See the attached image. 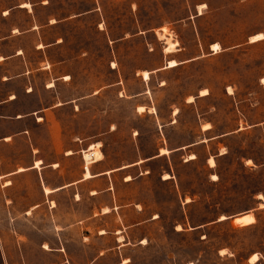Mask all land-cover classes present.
<instances>
[{"label": "rangeland", "instance_id": "374dc122", "mask_svg": "<svg viewBox=\"0 0 264 264\" xmlns=\"http://www.w3.org/2000/svg\"><path fill=\"white\" fill-rule=\"evenodd\" d=\"M259 34L264 0H0V173L38 150L81 179L97 144L101 169L127 167L80 184L77 205L64 197L63 227L78 229L63 237L69 262L264 258ZM246 214L255 222L237 224Z\"/></svg>", "mask_w": 264, "mask_h": 264}, {"label": "crops", "instance_id": "0c3cea01", "mask_svg": "<svg viewBox=\"0 0 264 264\" xmlns=\"http://www.w3.org/2000/svg\"><path fill=\"white\" fill-rule=\"evenodd\" d=\"M20 53L21 51L18 54ZM177 64L178 65L175 67L180 66V62H177ZM203 93L207 95V91ZM12 98L14 99V96ZM18 118L22 119V116L18 115ZM11 138L12 136L6 137L5 141L9 142ZM99 146L100 144L96 146L93 145L88 152H95L98 150L102 154V158L100 161L97 160L93 162L88 167L85 162L81 179L76 173L74 179L66 180L62 160L46 163L45 159L38 156V150H33L35 156L33 162L12 170H1L0 256L2 261L0 264H34L31 257L32 253L40 254L43 258H46L47 255L54 257L56 261L50 262L49 264H72L68 260V244L64 243L63 237L67 235L71 238L73 236L78 237V229L73 230V228L68 229L63 227L64 197L67 198L70 196L71 206L73 199L75 205H77L80 184L89 180L102 179L111 173L127 169V167L115 170L101 169L100 164L104 159V155L98 149ZM182 149L183 148H178L170 150L169 152L170 154L177 153L182 151ZM161 152L162 154L166 153L165 150ZM72 155L73 153L71 151L67 152V157ZM157 157L159 158L160 155L150 157L146 159L144 163H148ZM195 158V155H192L189 160ZM250 160L255 162L253 158H250ZM263 165L264 163L261 164V166ZM99 193L98 191H94L92 195L94 197ZM263 204L264 203L260 204V207ZM243 216L252 215L246 214ZM4 222H7L10 227L5 229L3 227ZM118 233H120V231ZM103 234L106 233H100V235ZM121 239H123V237H119L118 241H122ZM255 255L258 256L257 254ZM263 262L264 258L259 259L258 257V260L252 264H262Z\"/></svg>", "mask_w": 264, "mask_h": 264}, {"label": "bare ground", "instance_id": "6f19581e", "mask_svg": "<svg viewBox=\"0 0 264 264\" xmlns=\"http://www.w3.org/2000/svg\"><path fill=\"white\" fill-rule=\"evenodd\" d=\"M166 28H164L162 31L163 32H165V31H167V30H165ZM161 36H164V34H162ZM264 38V36L262 35V34H259V35H257V36H255L254 37V39H256V40H262ZM166 39V38H165ZM167 40H169V39H167ZM167 44H168V47L166 48V51L167 52H173L174 51V48H175V44L174 43H170V41H168V42H166ZM212 51H214L215 53H218L219 51H220V46H219V44H214V45H212ZM178 64H177V62H175V61H170L169 63H168V66L170 67V68H172V67H175V66H177ZM145 76H147V78H145ZM142 77L145 79V80H149V73L147 72V71H144V72H142ZM230 91H231V89H229ZM141 109H143V108H140V110ZM138 110H139V108H138ZM100 147V146H99ZM92 149H94V148H92ZM84 158H85V162H86V164H87V167L90 165V164H92L93 162H95V161H97V160H99L100 161V159L102 158V154L97 150V151H95V152H84ZM193 158V157H192ZM211 163L214 165V162L213 161H211ZM88 175V174H87ZM89 176V175H88ZM215 177V179L217 178L216 176H214ZM166 179H168L169 177H168V175H166V177H165ZM214 179V180H215ZM260 198H262V196H260ZM261 207L263 208L264 207V204L263 205H261ZM226 218L225 217H222L221 219H220V221H223V220H225ZM253 222H255V219L252 217V216H243V217H241V218H239V219H237L236 220V223L237 224H239L240 226H244V225H249V224H251V223H253ZM258 260V256H256V255H254L252 258H251V263H255L256 261Z\"/></svg>", "mask_w": 264, "mask_h": 264}, {"label": "snow or ice", "instance_id": "6c2138e0", "mask_svg": "<svg viewBox=\"0 0 264 264\" xmlns=\"http://www.w3.org/2000/svg\"><path fill=\"white\" fill-rule=\"evenodd\" d=\"M113 67H115V65H113ZM145 78H147V76H145ZM66 79H67V77H66ZM141 111L143 112V109H141ZM213 179H215V177ZM45 247H47V246H45Z\"/></svg>", "mask_w": 264, "mask_h": 264}, {"label": "trees", "instance_id": "16d2710c", "mask_svg": "<svg viewBox=\"0 0 264 264\" xmlns=\"http://www.w3.org/2000/svg\"><path fill=\"white\" fill-rule=\"evenodd\" d=\"M260 166V165H259ZM263 197H264V194H263Z\"/></svg>", "mask_w": 264, "mask_h": 264}]
</instances>
